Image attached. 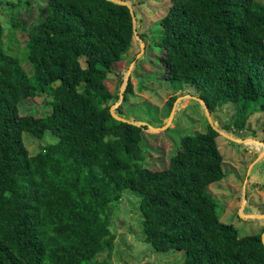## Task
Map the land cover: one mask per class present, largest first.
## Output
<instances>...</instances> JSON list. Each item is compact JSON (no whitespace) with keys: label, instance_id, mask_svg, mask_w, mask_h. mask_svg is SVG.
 <instances>
[{"label":"trees","instance_id":"obj_1","mask_svg":"<svg viewBox=\"0 0 264 264\" xmlns=\"http://www.w3.org/2000/svg\"><path fill=\"white\" fill-rule=\"evenodd\" d=\"M169 1L152 40L162 79L174 93L195 87L211 113L232 104L236 120L225 130L244 132L250 114L264 115V5ZM32 2L24 65L0 20V264H101L116 243L109 207L126 191L140 196L143 234L157 252H185L183 264H264V230L241 237L208 190L227 176L212 124L185 135L154 170L145 127L112 116L120 94L110 74L135 45L130 9L109 0H27L23 9ZM18 16L12 21L22 28ZM46 92L56 98L49 113H21ZM130 92L131 82L124 103ZM25 132L58 141L31 155Z\"/></svg>","mask_w":264,"mask_h":264},{"label":"rangeland","instance_id":"obj_2","mask_svg":"<svg viewBox=\"0 0 264 264\" xmlns=\"http://www.w3.org/2000/svg\"><path fill=\"white\" fill-rule=\"evenodd\" d=\"M27 0H0V20L5 28V43L12 55L18 57L24 65L25 41L29 28L36 20V4L31 3V11L23 9ZM129 3L136 14L138 35L144 36L146 53L140 54V42L135 38L134 49L124 62L117 64L110 74L112 91L126 94L122 88L129 76L132 92L128 100L120 104L114 113L135 123H144L154 128L167 130L162 132L145 131L144 148L149 156L148 166L162 170L169 157L176 152L179 141L185 135L205 132L208 124L230 136L244 142H234L226 135L220 134L218 147L223 155V168L226 178L208 187L212 197L219 205L222 221L235 226L241 237L256 235L264 230V154L262 146L255 141L263 142L262 126L264 115L253 112L246 122L242 133L226 131L225 128L236 120L232 104H228L216 112L207 114L201 94L190 85L174 93L171 83L162 79L165 67L157 65L154 59L159 55L158 49H152L153 39L161 32L160 20L170 7L169 0H121ZM264 5V0H257ZM12 2H23L14 5ZM20 9H22L20 11ZM18 16L22 28L14 26L12 15ZM23 58V59H22ZM136 59V61H135ZM25 66L30 68L29 66ZM85 66V60L82 61ZM122 80V83H121ZM143 84L144 89H141ZM47 93V94H46ZM40 93L34 99L27 100L21 107L22 114L44 116L50 112L51 103L55 102V94ZM177 100L171 108L169 100ZM119 101L116 103L118 104ZM115 104V105H116ZM173 115L171 117V114ZM171 117V118H170ZM146 126V127H147ZM24 142L31 155L51 143L58 137L46 133L39 139L32 134H23ZM250 140V141H249ZM262 153V154H261ZM141 198L134 191H126L121 202L109 207L112 230L116 235L115 248L111 254L100 255L97 262L101 264H183L185 252H157L146 242L142 229V214L138 211ZM254 215V218L243 217ZM264 234V232H263Z\"/></svg>","mask_w":264,"mask_h":264},{"label":"water","instance_id":"obj_3","mask_svg":"<svg viewBox=\"0 0 264 264\" xmlns=\"http://www.w3.org/2000/svg\"><path fill=\"white\" fill-rule=\"evenodd\" d=\"M109 1H111V2H113V3H115V4H120V5H125V6H127L129 9H130V11H131V14H132V16H133V24H134V35H135V38L140 42V54L137 56V58H140L141 56H143L144 54H145V52H146V43H145V41L138 35V31H137V18H136V16H135V12H134V10H133V7L129 4V3H127V2H125V1H121V0H109ZM128 81H129V76H128V78H127V80H126V82H125V84H124V86H123V88H122V92H124L125 90H126V88H127V86H128ZM124 99V95L123 94H121V96H120V100H119V103L118 104H116V105H114L112 108H111V114H112V116L116 119V120H118V121H121V122H126V123H130V124H133V125H136V126H139V127H145L144 128V130L145 131H152V132H162V131H165V130H167V125L165 126V127H163V128H154V127H152V126H147L146 124H144V123H135V122H130L129 120H126V119H124V118H122V117H120V116H118L116 113H114V111L116 110V108L120 105V104H122L121 102H122V100ZM202 102H204V105H205V108H206V110H207V114H208V116L210 117V111H209V108H208V106H207V104H206V102L203 100V99H200ZM172 115H173V112H172V114H171V117H172ZM170 117V118H171ZM147 126V127H146ZM212 126H213V124H212ZM214 127V126H213ZM214 129H216L215 127H214ZM217 130V129H216ZM220 134H223L222 132H220L219 130H217ZM223 135H226V134H223ZM227 136V135H226ZM230 140H232V141H234V142H244V141H242V140H237V139H234V138H231L230 136H227ZM247 218H254L255 216L254 215H245ZM245 216H243V217H245ZM262 239H263V243H264V234H263V236H262Z\"/></svg>","mask_w":264,"mask_h":264},{"label":"bare ground","instance_id":"obj_4","mask_svg":"<svg viewBox=\"0 0 264 264\" xmlns=\"http://www.w3.org/2000/svg\"><path fill=\"white\" fill-rule=\"evenodd\" d=\"M250 141V140H249ZM255 142H257L258 144H260L261 146H262V153L264 154V143H261V142H258V141H255ZM261 153V154H262ZM246 217V216H245Z\"/></svg>","mask_w":264,"mask_h":264}]
</instances>
